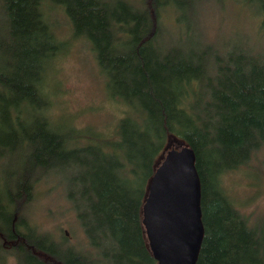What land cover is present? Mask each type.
I'll return each mask as SVG.
<instances>
[{
    "label": "trees",
    "instance_id": "obj_1",
    "mask_svg": "<svg viewBox=\"0 0 264 264\" xmlns=\"http://www.w3.org/2000/svg\"><path fill=\"white\" fill-rule=\"evenodd\" d=\"M208 1L57 0L128 108L116 138L82 143L47 113L44 81L59 49L44 11L52 3L0 0V264H157L141 206L171 139L195 155L204 229L196 264H264V221L251 223L222 184L264 151V0L242 1L261 16L257 29L232 19L213 39L200 27ZM59 172L86 239L79 248L25 215L33 184Z\"/></svg>",
    "mask_w": 264,
    "mask_h": 264
},
{
    "label": "rangeland",
    "instance_id": "obj_2",
    "mask_svg": "<svg viewBox=\"0 0 264 264\" xmlns=\"http://www.w3.org/2000/svg\"><path fill=\"white\" fill-rule=\"evenodd\" d=\"M242 1L223 0L217 4L209 0L201 7L200 27L206 30L209 39L225 30L229 32L232 19L247 26L249 31L257 29L261 16L256 15L254 9L245 6ZM48 2L55 3L52 5L46 2L44 11L59 41V49L44 81L48 117L63 129L73 127L78 130L82 143L112 140L116 138L113 129H116L117 120L128 108L112 98L104 83L106 79L99 72L90 51V43L72 35V25L56 4L57 0ZM262 34L264 35V31ZM181 145L175 139L168 140L164 153L170 147L177 148ZM162 157L163 154L159 161ZM233 171L222 175L227 198L229 196L231 204L246 214L251 223L264 221V151L259 149L244 165ZM57 174L46 176L33 184L25 215L29 224L38 231L48 232L56 242L79 248L85 245L86 239L77 224L75 212L64 195L68 187V179L64 177L68 173ZM5 264L17 263L14 258L8 257Z\"/></svg>",
    "mask_w": 264,
    "mask_h": 264
},
{
    "label": "water",
    "instance_id": "obj_3",
    "mask_svg": "<svg viewBox=\"0 0 264 264\" xmlns=\"http://www.w3.org/2000/svg\"><path fill=\"white\" fill-rule=\"evenodd\" d=\"M194 162L191 147L169 148L150 177L141 222L157 264H196L204 229Z\"/></svg>",
    "mask_w": 264,
    "mask_h": 264
}]
</instances>
